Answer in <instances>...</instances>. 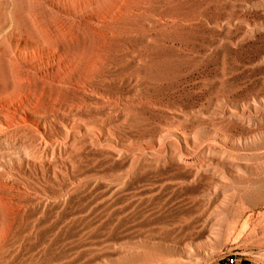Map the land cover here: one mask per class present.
Here are the masks:
<instances>
[{
  "label": "bare ground",
  "instance_id": "1",
  "mask_svg": "<svg viewBox=\"0 0 264 264\" xmlns=\"http://www.w3.org/2000/svg\"><path fill=\"white\" fill-rule=\"evenodd\" d=\"M225 47L236 57V77L216 112L201 107L221 125L199 146L195 130L184 129L189 109L138 87L147 69L172 63L180 65L178 85L203 77V55ZM145 109L164 113L163 125L146 142H130L125 127ZM261 142L264 0H0V206L9 213L0 224V264H9L23 236V212L48 202L49 190L32 178L56 185L49 193L57 199L67 192L59 178L88 156L125 170L107 180L92 169L112 189L135 172L167 165L188 180L204 172L244 177L264 168V146L255 147ZM233 184L224 197L253 189ZM246 227L245 220L240 232Z\"/></svg>",
  "mask_w": 264,
  "mask_h": 264
},
{
  "label": "rangeland",
  "instance_id": "2",
  "mask_svg": "<svg viewBox=\"0 0 264 264\" xmlns=\"http://www.w3.org/2000/svg\"><path fill=\"white\" fill-rule=\"evenodd\" d=\"M203 57V77L195 74L178 85L174 75L180 65L172 63L147 69V78L138 87L151 97H164L173 106L189 109L184 129L195 130L199 146L212 141L210 130L221 125L218 118L202 115L201 107L216 112L223 104L218 96L231 94L228 85L236 77L231 49H217ZM144 111L146 115L134 127H125L124 137L130 142L133 136L146 142L147 132L163 125L164 113ZM199 146L190 148L198 151ZM263 146L261 142L255 147ZM116 167L115 161L102 165L89 156L82 158L59 178V187L67 192L57 199L49 193L56 185L49 186L44 177L32 178L49 190L45 191L48 202L44 209L34 206L23 212V236L8 263L264 264V168L245 171L244 177L220 178L204 172L188 180L181 178L184 170L167 165L135 172L117 189L92 176L95 169L105 171L107 180L120 178L125 170ZM229 182L239 188L248 182L253 189L246 196L238 192L224 197ZM8 214L0 206V224ZM245 220L247 227L240 232Z\"/></svg>",
  "mask_w": 264,
  "mask_h": 264
}]
</instances>
